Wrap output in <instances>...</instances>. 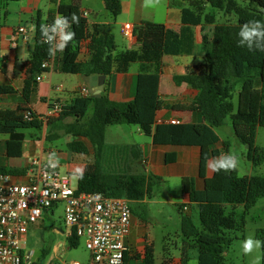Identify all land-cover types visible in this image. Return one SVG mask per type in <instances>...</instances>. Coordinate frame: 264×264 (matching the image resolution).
I'll use <instances>...</instances> for the list:
<instances>
[{
    "label": "trees",
    "instance_id": "trees-1",
    "mask_svg": "<svg viewBox=\"0 0 264 264\" xmlns=\"http://www.w3.org/2000/svg\"><path fill=\"white\" fill-rule=\"evenodd\" d=\"M19 0H0V6ZM107 12L116 18L121 13L120 0H101ZM188 6L181 10V26L178 31L160 24L147 23L148 43L139 50L118 51L114 37L103 33L94 36L89 33L86 17L80 10L81 0H71L69 4L58 5V15L79 17L78 24H72L75 37L64 51L60 52L58 71L69 75H103L127 72L130 64L138 63L139 72L134 98L123 103L111 102L106 90L99 98L92 95H76L69 104L63 105L58 117L46 123L28 108L15 111L0 110V135H6L7 157H20L24 131H40L46 124L45 139H56L59 133L71 137L68 149L75 154L89 155L93 161L83 165V178L77 175V192H98L106 197H123L130 202H141L152 195L158 177L142 170L133 172L126 163L141 159L136 145H107L104 141L105 128L111 125H136L150 137L155 145L197 146L200 149L198 173L203 178V189L197 190L193 178L181 179V193L188 196V204L197 210L199 226L186 213L180 219V246L178 258L181 264H223L224 254L231 239L226 231L240 227L234 218L236 206L248 210L257 199L264 197V177L239 176L237 170L220 171L206 178V158L216 156L211 146L219 142L215 129L221 128L225 118L230 117L234 137L247 148V159L255 162L257 147L256 131L264 127V52L249 51L239 46L240 27L252 20L264 22V0H186ZM206 7L213 13L205 12ZM215 13L225 20L216 23ZM45 24V23H44ZM201 24L212 25L209 32L201 35L200 52L202 63L188 67L184 74L175 76L177 84L184 83L197 91V95L187 105H173L175 109L198 112L204 118L203 124H155L156 112L162 107L158 85L161 59L165 55H193L195 45L192 28ZM39 21L35 24L34 47L25 65L21 96L29 104L37 85L36 76L49 73L42 69L43 62L50 60L49 44L43 42ZM89 39L88 59L78 60L81 41ZM55 57H53L54 60ZM237 79H244L238 92L234 112L232 87ZM14 91L11 86H0V94ZM25 113H30L29 119ZM69 119V121H67ZM227 151L228 144L223 143ZM134 151V153H133ZM121 160V161H120ZM140 169L141 167L138 166ZM17 171L0 167V174L13 175ZM71 175V174H70ZM185 205V206H187ZM230 212L226 213V207ZM184 207V206H183ZM182 207V210L184 211ZM79 238L70 231L66 240L68 247ZM256 239L264 241V228L256 233ZM177 249V245L174 244ZM261 263L264 264V248H261ZM193 253V255L191 254ZM49 255L41 250L40 257L30 264H44ZM174 256L165 241L162 247L161 263L172 264ZM126 262L124 252L123 263ZM139 264H155L153 244L146 245Z\"/></svg>",
    "mask_w": 264,
    "mask_h": 264
},
{
    "label": "crops",
    "instance_id": "crops-1",
    "mask_svg": "<svg viewBox=\"0 0 264 264\" xmlns=\"http://www.w3.org/2000/svg\"><path fill=\"white\" fill-rule=\"evenodd\" d=\"M85 1L88 2L89 7L81 8L80 2V10L86 17L87 14L93 13L94 7L89 5V3L92 4V0ZM48 2L49 6L46 5V1L44 0H19L15 3L0 6V86H11L14 89L12 93L0 94V110L15 111L18 108H28L35 115L42 116L47 110V102L62 98L61 93L66 91L63 82L53 84L54 74L58 76H70L69 74H61L58 71L60 56V51H58L53 60L51 71L48 74H42L41 80L37 81L35 92L31 96L29 104H25L21 96L22 81L25 77V65L34 47L36 22L39 21V23L44 24L53 20L57 14L56 9L58 5L69 4L71 0H48ZM120 2V15L116 18L111 17L114 20L117 18H119V20L121 18L128 20V23H131L134 27V31L138 36V42L131 44L127 39L122 38L121 46L118 47L116 44L118 51L131 49L139 50L147 45V23L160 24L166 28L178 31L181 26V10L189 4L186 0H161V5L153 9L144 8L142 6L143 0H120ZM215 20L216 23H221L225 18H222L220 13H215ZM99 25H101L99 22L88 23L89 33L94 36L100 35L98 33ZM21 26L25 27L28 32V39L26 41L16 35L17 28ZM211 26L212 25L201 24L192 28L195 54L179 56L165 55L162 57L158 85V94L162 107L156 112L154 127L161 123L172 124L171 121H177L178 124L204 123V118L198 112L172 108L173 105H187L191 103L197 95L196 90L184 83L177 84L174 78L175 76L184 74L188 67L200 65L202 63V54L200 52L201 35L209 32ZM88 42L89 39H86L79 44V61L88 59ZM138 72L139 64L133 63L130 64L127 72L113 73L110 77H105L102 92L106 90L108 99L114 103L131 101L136 93ZM45 75H47V79H45ZM71 76L74 78L75 84L71 90H69V96L67 95L66 98H62L64 104H69L76 96L71 95L72 92L77 94L76 92L79 87L86 86L81 75ZM57 87L60 89L57 90ZM44 127L45 124L39 131L40 137L30 135V137L27 138L24 132L25 137L21 146V156L17 158L6 156L5 143L7 136L0 135V167L12 168L17 171L15 174L10 175L13 183L26 184L31 180V176L28 173L31 159L46 160L43 156V143L45 141V135L43 134ZM136 131L138 141L125 145H136L139 147L141 159L138 160L136 164L140 165L139 162L141 161V165L144 166V169L140 166V170L158 177L160 179L158 183L162 185L168 186L170 183L176 181L180 183L182 178L190 177L193 178L197 190L203 189V178L199 177L198 173L200 159L199 147L155 145L152 143L151 138L144 135L138 127ZM223 143L224 141L219 137V142L211 146V150L217 153L216 156L213 157L227 154ZM88 156L90 160L86 163H91L93 157L90 151ZM126 163L130 164V170L136 172L133 168V163L131 164V158L129 156H127ZM83 165L84 164L75 166L73 173L76 174V170L78 168L82 169ZM213 174V172L206 169V178L212 177ZM181 196L183 204L187 205L188 196L182 193ZM141 202H144V200ZM168 203L172 202L169 201ZM183 209L186 213H197L195 206L187 205L184 206ZM47 212L48 210L44 212L40 221L30 227L27 234V241L29 234L39 231L41 224L47 216ZM146 229V223L142 218L136 216L131 211L130 233L125 240L126 262L123 264H139L143 258L145 246L153 244L146 234ZM53 230L56 233L59 232L56 228ZM192 257L193 259H191L190 264H195L194 255ZM160 263L161 258L159 259V264ZM172 264H181L178 256H174Z\"/></svg>",
    "mask_w": 264,
    "mask_h": 264
},
{
    "label": "rangeland",
    "instance_id": "rangeland-1",
    "mask_svg": "<svg viewBox=\"0 0 264 264\" xmlns=\"http://www.w3.org/2000/svg\"><path fill=\"white\" fill-rule=\"evenodd\" d=\"M44 1L49 6L48 0ZM89 5L94 7V11L92 14L86 15L88 23L99 22L101 25L98 27V33L112 34L115 37L116 44L120 47L122 38L124 39L120 34L121 24L128 23V20L122 18L120 20L119 18L114 20L109 12L105 10L101 0H92V4L89 3ZM87 7H89L88 2L82 0L81 8ZM213 11L209 7L205 9L207 13L214 14ZM44 77L47 79V75ZM73 79L71 75L58 76L54 74L53 84H59L61 82L64 84L63 86L66 91L61 93L62 98H66L67 95L69 96V90L75 84ZM243 81L244 79H237L233 83L231 102L234 112L237 106L238 92ZM76 93L72 92L71 95H79L78 92ZM136 128V125L125 124L107 126L105 128L104 141L107 145L118 146L137 142ZM43 129V134L46 136V124ZM215 131L228 144L227 154L233 153L238 157L239 163L236 170L239 176L256 175L264 177V127H259L256 131L255 146L258 150L256 156H253L254 163L247 159L246 146H243L234 137L229 116L225 118L224 125L221 128L215 129ZM24 132L27 138L30 135L40 137V132L37 130L29 129ZM69 141H71V137L63 133H59V137L56 139H45L43 143V156L44 159L48 157L57 159L59 173L69 175L71 185L76 187L77 177L73 173V170L75 166L89 162L90 157L88 155L72 153L67 146ZM138 166L141 165H133L134 170L137 171L139 169ZM180 189L181 183L177 181L170 183L168 186L156 183L152 188L150 198L145 199L144 202H132L129 204L131 211L136 216H140L146 223V234L149 240L153 242L155 264H159L165 241L168 243L173 256H178V247L180 246V219L186 214L182 210L185 204L182 202ZM169 201L172 203H168ZM229 212L230 207L227 206L226 213ZM234 218L240 228L238 230L226 231V235L231 239V243L224 254L223 264H252L256 256L261 257V250H257L251 255H244L242 241L250 234L256 238L257 231L264 228V197L257 199L255 204L246 211L243 206H236L234 209ZM192 220L196 226H199L196 212H192ZM54 228L58 229L59 232H54ZM67 233H69V229L63 223V205L62 203H58L54 208L48 210L47 216L41 224L39 231L32 232L28 235L26 250L32 251L33 261L40 257L41 250H48L49 255L45 259L44 264H71L73 261L80 264H88L90 254L85 249L84 240L79 238L74 246L68 247L66 240ZM174 244L177 245V249L174 247ZM191 254L193 255V253Z\"/></svg>",
    "mask_w": 264,
    "mask_h": 264
},
{
    "label": "built area",
    "instance_id": "built-area-1",
    "mask_svg": "<svg viewBox=\"0 0 264 264\" xmlns=\"http://www.w3.org/2000/svg\"><path fill=\"white\" fill-rule=\"evenodd\" d=\"M55 17L45 24H53ZM120 34L131 44L138 42L131 23H124ZM16 35L22 40L28 39L23 26L17 28ZM52 64L53 57L43 62L41 68L51 70ZM41 75L36 76V81L41 80ZM77 92L81 97L90 95L85 85ZM63 105L62 98L48 101L47 110L39 119L46 123L58 117ZM24 117L29 119L30 113H25ZM171 123L178 124L177 121ZM28 173L31 180L26 184L13 183L10 175L0 174V264H30L33 261L32 251L26 250L28 231L42 219L46 210L58 203L63 205L65 227L84 240L90 254L88 264H123L125 240L131 227L129 200L106 197L98 192H77L70 176L59 173L58 160L53 157L45 161L31 159ZM71 264L80 263L73 261Z\"/></svg>",
    "mask_w": 264,
    "mask_h": 264
},
{
    "label": "clouds",
    "instance_id": "clouds-1",
    "mask_svg": "<svg viewBox=\"0 0 264 264\" xmlns=\"http://www.w3.org/2000/svg\"><path fill=\"white\" fill-rule=\"evenodd\" d=\"M161 5V0H143L144 8H157ZM79 17L72 14L71 20L68 17L57 15L53 24L40 25V32L43 42L49 44L48 56L55 57L58 51L62 52L68 43L75 37L74 31L71 30L72 24H78ZM239 46L247 47L249 51L257 50L264 52V22L252 20L240 27L238 32ZM238 157L233 153L221 154L211 159L206 158V169L213 173L224 171L225 173L234 171L238 167ZM78 178H83V169H77ZM264 248V241L248 235L242 241V251L244 255H251L253 252ZM262 257L256 256L252 264H261Z\"/></svg>",
    "mask_w": 264,
    "mask_h": 264
},
{
    "label": "water",
    "instance_id": "water-1",
    "mask_svg": "<svg viewBox=\"0 0 264 264\" xmlns=\"http://www.w3.org/2000/svg\"><path fill=\"white\" fill-rule=\"evenodd\" d=\"M82 80L86 84V87L89 89L90 95H92L95 98H99L101 96V92L103 89V85L105 82V76L103 75H81ZM141 165V161L139 162ZM142 169H144V166L141 165Z\"/></svg>",
    "mask_w": 264,
    "mask_h": 264
}]
</instances>
